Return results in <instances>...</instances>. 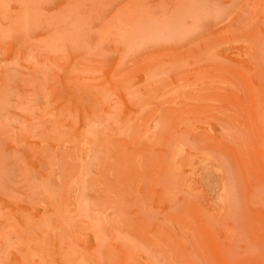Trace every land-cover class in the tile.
I'll return each instance as SVG.
<instances>
[{"label": "rangeland", "instance_id": "374dc122", "mask_svg": "<svg viewBox=\"0 0 264 264\" xmlns=\"http://www.w3.org/2000/svg\"><path fill=\"white\" fill-rule=\"evenodd\" d=\"M0 264H264V0H0Z\"/></svg>", "mask_w": 264, "mask_h": 264}]
</instances>
